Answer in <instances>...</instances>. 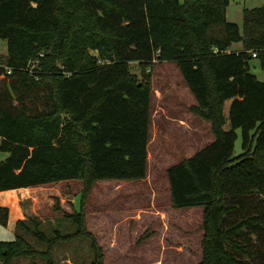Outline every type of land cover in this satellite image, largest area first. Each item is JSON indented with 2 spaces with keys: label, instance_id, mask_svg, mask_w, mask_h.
<instances>
[{
  "label": "trees",
  "instance_id": "16d2710c",
  "mask_svg": "<svg viewBox=\"0 0 264 264\" xmlns=\"http://www.w3.org/2000/svg\"><path fill=\"white\" fill-rule=\"evenodd\" d=\"M230 0H0V191L83 181L77 229L50 236L37 217L19 219L14 240H0V264L41 255L87 237L84 203L101 179L148 174L153 86L132 72L176 62L215 140L167 169L175 208L202 206L203 257L197 264H264V4L245 8L243 29L227 17ZM242 42L243 48L232 45ZM256 52V56L253 53ZM37 61L36 68L30 64ZM11 69L12 72H8ZM6 84V83H5ZM43 90V93L42 91ZM34 91L39 102L27 96ZM13 93H19V107ZM37 97L39 95H36ZM241 129L244 152L234 156ZM9 208L0 205V224ZM34 240H32L31 238ZM47 245L36 249L34 242Z\"/></svg>",
  "mask_w": 264,
  "mask_h": 264
},
{
  "label": "rangeland",
  "instance_id": "374dc122",
  "mask_svg": "<svg viewBox=\"0 0 264 264\" xmlns=\"http://www.w3.org/2000/svg\"><path fill=\"white\" fill-rule=\"evenodd\" d=\"M263 4L264 0H230L227 17L243 29L244 9ZM242 48V42L232 45L234 50ZM0 54L7 55L4 39H0ZM250 65L251 72L264 80L260 59L252 58ZM131 69L139 77L150 79L154 91L148 174L144 180L136 181L98 180L84 203L87 228L102 245L105 264H197L203 257V207L175 208L172 205L167 169L215 140L211 123L190 109L197 100L176 62L157 63L143 72L139 62L133 61ZM3 78L4 75L0 79ZM1 85L2 93L10 91L8 78ZM40 95L43 94L34 91L25 101L39 102ZM13 96L14 104L19 107V93ZM237 131L234 156L244 152L241 129ZM8 154L0 150V160ZM83 185L78 179L57 184V191L69 192L64 206L61 197H54V201L48 203L39 195L38 214L32 217L41 221L43 231L53 236L56 229L63 233L77 229L67 215L80 210V199L76 195L81 193L82 197ZM0 234L3 240L15 239V231L8 225L0 224ZM34 245L38 250L47 249L46 244L37 241ZM52 256L54 264H87L94 259V251L91 240L83 236L57 243ZM46 261L36 255L16 258L12 264H46Z\"/></svg>",
  "mask_w": 264,
  "mask_h": 264
},
{
  "label": "crops",
  "instance_id": "0c3cea01",
  "mask_svg": "<svg viewBox=\"0 0 264 264\" xmlns=\"http://www.w3.org/2000/svg\"><path fill=\"white\" fill-rule=\"evenodd\" d=\"M144 179H138V180H144ZM69 181L70 180H63L46 186L20 187V188L0 191V205L9 208L8 227L11 230L15 231L16 224L19 219H24L28 216L38 214L37 205L40 202L39 195L44 196L45 197L44 199L48 203H52L54 201V197H61L62 204L64 206V204L67 202V198H65V196L69 195L68 194L69 192L61 193L57 191L56 186L57 184L69 182ZM130 181H136V180H130ZM121 182H127V181H121ZM76 198H79L80 199L79 201L81 203V199H82L81 193H78L76 195ZM76 198L73 202L76 201ZM1 237L2 236H0V240H3L1 239Z\"/></svg>",
  "mask_w": 264,
  "mask_h": 264
},
{
  "label": "built area",
  "instance_id": "2783aa9c",
  "mask_svg": "<svg viewBox=\"0 0 264 264\" xmlns=\"http://www.w3.org/2000/svg\"><path fill=\"white\" fill-rule=\"evenodd\" d=\"M256 55H257L256 52H254L253 53V56H256ZM37 64H38L37 61H34L33 63H31L30 64L31 70L34 69V68H36ZM8 72L10 73V72H12V70L11 69H8Z\"/></svg>",
  "mask_w": 264,
  "mask_h": 264
}]
</instances>
